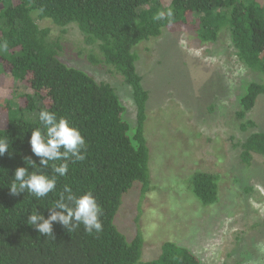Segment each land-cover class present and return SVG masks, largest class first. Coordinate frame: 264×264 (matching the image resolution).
<instances>
[{
	"label": "trees",
	"instance_id": "obj_1",
	"mask_svg": "<svg viewBox=\"0 0 264 264\" xmlns=\"http://www.w3.org/2000/svg\"><path fill=\"white\" fill-rule=\"evenodd\" d=\"M0 6V45H8L0 47V76L32 89L21 95L19 104L9 101L0 109V136L9 142L0 156V264H205L174 241H166L156 259L144 261L143 234L138 231L128 239L115 223L126 195L135 188L142 196L152 189L145 130L150 93L138 70L136 47L172 25L189 27L202 43L215 42L227 30L239 60L258 76L246 85L237 112L242 128L255 127L247 113L264 95V0H171L169 5L166 0H0ZM169 8L174 11L171 22L153 19ZM35 16L60 27H79L85 42L101 55L90 53V62L109 66L131 87L135 125L127 120L116 89L63 61L61 38H53ZM44 108L80 129L86 159L69 162L67 175L57 177L56 190L46 197L36 199L28 192L13 196L15 169L33 170L26 157L39 164L29 139L32 129L41 127ZM241 147L242 162L251 165L256 155L264 156V131L249 134ZM43 171L52 174L50 167ZM187 181L202 206L219 201L221 175L198 169ZM65 185L76 195L90 191L96 197L103 213L101 232L89 234L81 225L69 233L54 222L53 238L27 223L37 210L47 218Z\"/></svg>",
	"mask_w": 264,
	"mask_h": 264
},
{
	"label": "rangeland",
	"instance_id": "obj_2",
	"mask_svg": "<svg viewBox=\"0 0 264 264\" xmlns=\"http://www.w3.org/2000/svg\"><path fill=\"white\" fill-rule=\"evenodd\" d=\"M35 19L61 38L63 61L116 89L135 125L131 87L109 66L90 62V53L101 55L79 27ZM136 53L150 93L145 130L152 189L142 196L135 188L125 196L115 218L118 229L128 239L143 234L144 261L156 259L162 245L174 241L205 264H264V156L256 155L251 165L241 160L242 142L264 131V95L247 113L255 127L242 128L237 115L246 85L258 76L239 60L227 30L215 42L202 43L189 27L172 25L139 44ZM26 92L32 89L0 76V109L9 101L19 104ZM198 169L222 177L214 205L202 206L188 189V176Z\"/></svg>",
	"mask_w": 264,
	"mask_h": 264
},
{
	"label": "clouds",
	"instance_id": "obj_3",
	"mask_svg": "<svg viewBox=\"0 0 264 264\" xmlns=\"http://www.w3.org/2000/svg\"><path fill=\"white\" fill-rule=\"evenodd\" d=\"M174 18L173 9L166 12L160 11L153 17L154 20ZM5 41L0 47L7 48ZM41 127L33 128L29 144L32 153L39 157V164L30 157L25 160L32 166L17 167L13 180L10 183V194L13 196L28 192L36 199L46 197L56 190L57 177L66 176L69 170V162L75 163L86 159V140L78 127L72 125L64 116H58L56 112L41 109L39 112ZM9 148L7 137L0 136V156ZM51 162V164H50ZM59 162V163H57ZM51 169V175L43 170ZM47 218L37 211L30 213L27 223L33 226L39 234L46 237H54L53 223L63 225L69 233L83 225L84 230L91 234L103 230L102 208L96 197L89 191L76 195L69 185H65L59 198L52 207Z\"/></svg>",
	"mask_w": 264,
	"mask_h": 264
}]
</instances>
